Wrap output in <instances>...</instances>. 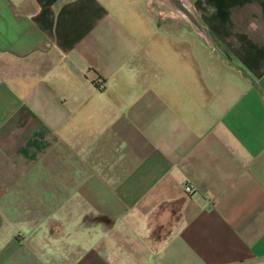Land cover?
Segmentation results:
<instances>
[{
  "label": "crops",
  "instance_id": "obj_1",
  "mask_svg": "<svg viewBox=\"0 0 264 264\" xmlns=\"http://www.w3.org/2000/svg\"><path fill=\"white\" fill-rule=\"evenodd\" d=\"M193 7L0 0V264H264V0Z\"/></svg>",
  "mask_w": 264,
  "mask_h": 264
},
{
  "label": "rangeland",
  "instance_id": "obj_2",
  "mask_svg": "<svg viewBox=\"0 0 264 264\" xmlns=\"http://www.w3.org/2000/svg\"><path fill=\"white\" fill-rule=\"evenodd\" d=\"M144 7L151 12L152 15L155 16L160 21H177L179 23H188L189 25H193L190 18H186L182 16L173 6L170 2L165 0H142ZM187 3L190 5L192 12H194L193 7V1L194 0H186ZM167 10V11H166ZM171 11V12H170ZM173 11V13H172ZM163 14V15H162ZM174 16V17H173ZM9 60L5 59L4 61H1L4 64H10L11 62L7 63ZM37 62V66L40 67L41 70L43 68H46L50 61L48 59H39ZM36 64V63H35ZM31 65V64H29Z\"/></svg>",
  "mask_w": 264,
  "mask_h": 264
},
{
  "label": "bare ground",
  "instance_id": "obj_3",
  "mask_svg": "<svg viewBox=\"0 0 264 264\" xmlns=\"http://www.w3.org/2000/svg\"><path fill=\"white\" fill-rule=\"evenodd\" d=\"M165 1L170 2V3L172 4V6H173V7H174V8H175V9H176V10H177L182 16L188 18V15L186 14V12L184 11L183 8H185L186 10H188V11L193 15V12H192V10H191V7H190V5L187 3L186 0H177V1L181 4V6L178 5L176 2H174V1H172V0H165ZM166 11H167V10H166ZM170 12H171V11H170ZM172 13H173V11H172ZM162 15H163V14H162ZM173 17H174V16H173ZM194 27H195L196 29H198L202 35L206 36L205 31H204L202 28L197 27V26H195V25H194Z\"/></svg>",
  "mask_w": 264,
  "mask_h": 264
},
{
  "label": "water",
  "instance_id": "obj_4",
  "mask_svg": "<svg viewBox=\"0 0 264 264\" xmlns=\"http://www.w3.org/2000/svg\"><path fill=\"white\" fill-rule=\"evenodd\" d=\"M172 1L176 2L178 5L181 6V4L177 0H172ZM183 9L195 26L204 29V27H202V25L194 18V16L188 10H186L185 8H183Z\"/></svg>",
  "mask_w": 264,
  "mask_h": 264
},
{
  "label": "built area",
  "instance_id": "obj_5",
  "mask_svg": "<svg viewBox=\"0 0 264 264\" xmlns=\"http://www.w3.org/2000/svg\"><path fill=\"white\" fill-rule=\"evenodd\" d=\"M184 190L187 193H191L193 189H192V186L191 185H185L184 186Z\"/></svg>",
  "mask_w": 264,
  "mask_h": 264
}]
</instances>
